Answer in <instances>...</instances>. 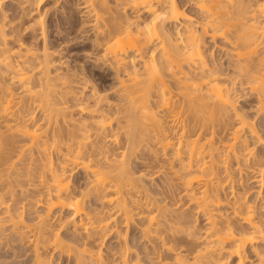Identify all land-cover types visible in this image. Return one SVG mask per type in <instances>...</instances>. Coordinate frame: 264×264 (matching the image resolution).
Returning <instances> with one entry per match:
<instances>
[{
  "label": "bare ground",
  "instance_id": "obj_1",
  "mask_svg": "<svg viewBox=\"0 0 264 264\" xmlns=\"http://www.w3.org/2000/svg\"><path fill=\"white\" fill-rule=\"evenodd\" d=\"M6 1L0 0V206L9 204L8 195L15 199V186L23 197L39 188L49 196L38 199L47 213L35 222L23 211L8 220L32 248L34 264H51V251L76 264L87 257L95 264H245L248 254L250 264H264V205L245 201L233 187L244 167L261 183L264 173V0H74L77 34L101 52L97 59L114 71L119 95L109 103L92 89L90 104L77 105L92 116L79 121L67 103L74 88L87 85L55 69L48 0H13L8 10ZM17 26L34 39L15 38ZM239 89L252 101L249 110L239 106ZM142 141L163 150L164 159L138 174L130 158ZM76 169L88 180L80 194L69 184ZM145 175L161 184L147 186ZM92 198L108 204L126 230L137 223L147 244L136 255L123 234V249L108 261L99 238L114 213L90 210ZM56 207L73 211L79 247L65 242L61 226L53 228Z\"/></svg>",
  "mask_w": 264,
  "mask_h": 264
},
{
  "label": "rangeland",
  "instance_id": "obj_2",
  "mask_svg": "<svg viewBox=\"0 0 264 264\" xmlns=\"http://www.w3.org/2000/svg\"><path fill=\"white\" fill-rule=\"evenodd\" d=\"M13 0H8L4 4L3 8L8 10L9 7H13ZM47 9L51 10V15L49 17L46 16V30L49 35V46L51 51L54 52L55 55V69H58V72H64L67 74H73L75 78L73 79L76 82H85L87 88L83 90H78V88H74V92L76 96L71 97L68 101L67 105L70 106L71 116L75 120H89L92 116L91 113H79L77 110V105L80 103L90 104L91 101V90L97 89L100 91L108 100L109 103H117L119 100V95L117 92V79L114 75V71L111 67L103 64V61L97 59V56H100L101 52L93 48L91 43L85 42L80 38V35L77 34L78 22H80V11L75 8V1L68 0H48L46 2ZM6 6V7H5ZM72 8V11L69 10ZM80 10V9H79ZM67 12V13H65ZM10 13V11H8ZM53 14V16H52ZM49 18V19H48ZM51 18V19H50ZM51 22H50V21ZM58 20V21H57ZM52 26V27H51ZM18 30L17 36L15 38H22L27 42H31L33 38V31H23V26L16 27ZM21 39V40H22ZM28 40V41H27ZM39 44L41 41H38ZM0 69L3 70V67L0 65ZM5 79L7 82H10L9 75H5ZM75 83V82H74ZM244 90L239 89V106L242 108L249 110L252 105V101L249 98L243 96ZM106 100V101H107ZM38 116L41 115L39 112ZM40 122V119L38 120ZM138 149H136L131 154L130 158V167L132 171L135 173H140L141 169H144L145 164L148 162L151 165V170L155 171L159 164L162 163L163 150L159 147L151 146L149 148L145 145L144 141ZM117 153H120V149L117 150ZM154 153H157V157L154 156ZM154 156V157H153ZM163 158V159H162ZM58 162V156L54 155V163ZM254 175L250 169H246L245 167L241 171V174L235 175L234 191L236 193H240L241 197L244 198L245 201H249L251 204H263L264 205V173L262 183L258 182L259 180H255ZM144 183L147 186L151 184V186L155 188V184H161L162 179L160 177H155L154 175H145L142 177ZM70 186L74 190V192L80 194L82 191H86L88 188V180L84 177L83 171L81 169H76L73 171L72 176L69 182ZM150 184V185H148ZM228 188V187H227ZM230 189V188H228ZM16 195H14L15 199L10 201V196L7 198V202L9 203L0 206V219L2 220L1 224L3 229L0 231V264H34V256L32 251L30 250V246H27L26 243L22 242L18 235L12 231L13 224L8 221L10 219L11 214L13 216L19 215L23 211V215L25 221L27 222H35L38 218V215H46L47 210L45 204L38 205L39 198H48L47 193H41V189L39 190H31L32 195L22 196L20 195V187L15 186ZM233 189V188H232ZM229 191V190H228ZM228 191L226 192L228 194ZM1 192V190H0ZM2 193V192H1ZM7 195V194H6ZM7 197V196H6ZM23 197V198H22ZM26 197L25 200H23ZM19 198V199H18ZM22 198V199H21ZM89 209L92 211H97L101 214V216H108L109 214H113L112 220L110 221V229L107 230L104 238H99L100 248L103 253L107 255L108 261L110 263L113 261V256L117 255L125 245L124 236L126 235V240L129 247L132 249V253L136 255L147 242L142 241L139 238L137 223L126 230V226L121 223L120 218L115 215V211H109L108 204H101L97 202L95 199L88 200L86 202ZM7 206L10 208V213H6ZM263 207V206H262ZM73 211L69 208L61 209L60 207H56L53 209L52 214L50 215L51 223L53 228H61L59 231L62 236L66 235L65 242L71 244L72 246L79 247L82 240L78 237V234L73 231ZM77 218V217H76ZM136 222H138L136 220ZM200 226L203 225V221H198ZM63 225V227H62ZM59 230V229H58ZM123 238L120 239L119 235H123ZM101 236V235H100ZM122 237V236H121ZM259 247L264 248V243L258 244ZM30 247V248H29ZM32 249V248H31ZM52 252V251H51ZM47 253L46 258L50 260L51 264H76L73 256H67V254H62L59 251H53ZM245 264H250V261L253 260L251 254ZM142 256V254H141ZM236 259L229 261L228 264H235ZM83 264H95L94 260L90 257H87L84 260Z\"/></svg>",
  "mask_w": 264,
  "mask_h": 264
}]
</instances>
